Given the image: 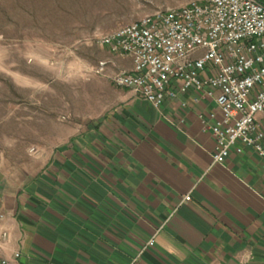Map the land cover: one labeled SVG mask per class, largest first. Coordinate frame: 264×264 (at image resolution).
Returning <instances> with one entry per match:
<instances>
[{"label": "crops", "instance_id": "1", "mask_svg": "<svg viewBox=\"0 0 264 264\" xmlns=\"http://www.w3.org/2000/svg\"><path fill=\"white\" fill-rule=\"evenodd\" d=\"M122 92L128 103L88 133L86 148L0 202L9 233L1 256L9 264H264V160L245 147L213 164L214 139L198 118L216 110L210 100L189 92L157 110Z\"/></svg>", "mask_w": 264, "mask_h": 264}, {"label": "rangeland", "instance_id": "2", "mask_svg": "<svg viewBox=\"0 0 264 264\" xmlns=\"http://www.w3.org/2000/svg\"><path fill=\"white\" fill-rule=\"evenodd\" d=\"M200 1L0 0V202L86 148L88 133L128 103L108 78L127 64L99 38Z\"/></svg>", "mask_w": 264, "mask_h": 264}, {"label": "built area", "instance_id": "3", "mask_svg": "<svg viewBox=\"0 0 264 264\" xmlns=\"http://www.w3.org/2000/svg\"><path fill=\"white\" fill-rule=\"evenodd\" d=\"M98 43L131 61L111 82L155 109L189 92L194 102L215 104L198 116L214 139V165L245 147L264 159V1L204 0L155 11ZM96 73L104 75V65ZM8 238L0 229V250ZM0 264H9L1 254Z\"/></svg>", "mask_w": 264, "mask_h": 264}, {"label": "trees", "instance_id": "4", "mask_svg": "<svg viewBox=\"0 0 264 264\" xmlns=\"http://www.w3.org/2000/svg\"><path fill=\"white\" fill-rule=\"evenodd\" d=\"M260 1H264V0H260Z\"/></svg>", "mask_w": 264, "mask_h": 264}]
</instances>
